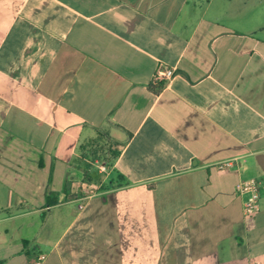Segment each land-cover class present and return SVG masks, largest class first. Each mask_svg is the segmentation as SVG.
<instances>
[{
  "label": "crops",
  "instance_id": "0c3cea01",
  "mask_svg": "<svg viewBox=\"0 0 264 264\" xmlns=\"http://www.w3.org/2000/svg\"><path fill=\"white\" fill-rule=\"evenodd\" d=\"M256 156L264 0H0V264H264Z\"/></svg>",
  "mask_w": 264,
  "mask_h": 264
},
{
  "label": "built area",
  "instance_id": "2783aa9c",
  "mask_svg": "<svg viewBox=\"0 0 264 264\" xmlns=\"http://www.w3.org/2000/svg\"><path fill=\"white\" fill-rule=\"evenodd\" d=\"M174 73L173 69L170 68H160L157 72V77L159 79L163 80H168L172 77ZM235 160L234 159H228L225 161H222L217 164V168L220 171L223 170H228L231 167L234 166ZM101 170H105V167L102 165L100 166ZM259 187H260V182L254 178L250 177L246 180L241 181L237 185V192L239 195L244 197L243 201V214L245 217H251L255 213H257L260 209V204H259ZM99 186L95 184H88L85 187L81 188V197L80 199L87 200L91 196L96 194V191L98 190ZM82 203L79 205V207H82ZM32 264H39V261H36Z\"/></svg>",
  "mask_w": 264,
  "mask_h": 264
},
{
  "label": "rangeland",
  "instance_id": "374dc122",
  "mask_svg": "<svg viewBox=\"0 0 264 264\" xmlns=\"http://www.w3.org/2000/svg\"><path fill=\"white\" fill-rule=\"evenodd\" d=\"M100 146H99V145ZM107 143L104 142V141H100L99 143H97V146H98V149L100 150V152H103V153H96V154H99V157H102L103 160L105 158H110V154L107 152ZM95 148V147H94ZM93 149V148H92ZM96 150V149H95ZM103 155V156H101ZM112 157V156H111ZM253 173V172H252ZM249 177H255L259 182L261 181L262 182V185H264V171L260 168V169H257L255 173H253V175H250Z\"/></svg>",
  "mask_w": 264,
  "mask_h": 264
},
{
  "label": "water",
  "instance_id": "95a60500",
  "mask_svg": "<svg viewBox=\"0 0 264 264\" xmlns=\"http://www.w3.org/2000/svg\"><path fill=\"white\" fill-rule=\"evenodd\" d=\"M260 157L259 156H256L257 163L259 164V166H261V168H264L263 162L261 160H259Z\"/></svg>",
  "mask_w": 264,
  "mask_h": 264
},
{
  "label": "trees",
  "instance_id": "16d2710c",
  "mask_svg": "<svg viewBox=\"0 0 264 264\" xmlns=\"http://www.w3.org/2000/svg\"><path fill=\"white\" fill-rule=\"evenodd\" d=\"M163 86H164V82L163 81H161V82L158 83V87L159 88H162Z\"/></svg>",
  "mask_w": 264,
  "mask_h": 264
}]
</instances>
